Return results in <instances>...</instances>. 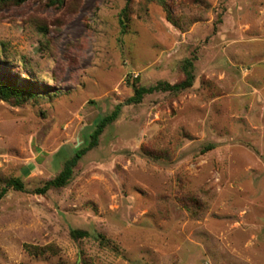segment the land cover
<instances>
[{
    "label": "rangeland",
    "instance_id": "1",
    "mask_svg": "<svg viewBox=\"0 0 264 264\" xmlns=\"http://www.w3.org/2000/svg\"><path fill=\"white\" fill-rule=\"evenodd\" d=\"M193 56L191 88L126 104ZM0 80L36 93L0 99V264H264V0L0 3Z\"/></svg>",
    "mask_w": 264,
    "mask_h": 264
},
{
    "label": "trees",
    "instance_id": "2",
    "mask_svg": "<svg viewBox=\"0 0 264 264\" xmlns=\"http://www.w3.org/2000/svg\"><path fill=\"white\" fill-rule=\"evenodd\" d=\"M14 2L16 4L25 2L27 0H0V3ZM53 5H60L62 0H49ZM128 1V0H127ZM124 16V14H123ZM122 26L121 33H124L126 28V21L123 18L120 19ZM194 60L195 57L186 58L183 60L181 69L183 72V78L175 83H169L166 81H159L151 86L137 85L136 82L132 83L133 95L126 100V104H138L147 94L154 92H168L171 94H178L184 90H187L193 86L194 82ZM36 98V93L28 86L19 85H6L0 80V99L6 102H13L16 105H20L28 100ZM121 106L117 105L110 113L101 116L96 122L94 128L89 134V139L78 147L72 150V154L64 161L62 169L50 180L46 181L41 187L34 189V193L45 194L50 189H60L67 185L72 178L73 171L79 160L89 150L96 147L99 143V137L104 131L105 127L113 123L119 116ZM213 148L212 144H209L203 148V151H207ZM9 189L23 191L24 185L19 177L9 178L5 180V185L0 188V200L6 195ZM70 236L73 239H79L88 237L89 233L86 230L72 229ZM100 238H102L100 236ZM28 250V249H27ZM44 250H40L42 253ZM38 251H35L37 253ZM86 264V263H83Z\"/></svg>",
    "mask_w": 264,
    "mask_h": 264
}]
</instances>
